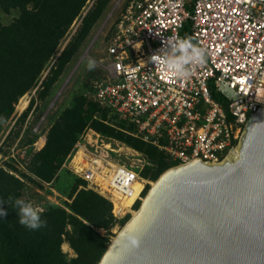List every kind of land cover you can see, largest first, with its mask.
<instances>
[{"label": "built area", "instance_id": "built-area-1", "mask_svg": "<svg viewBox=\"0 0 264 264\" xmlns=\"http://www.w3.org/2000/svg\"><path fill=\"white\" fill-rule=\"evenodd\" d=\"M182 38L207 53L188 80H178L153 57ZM108 54L114 81L99 85L94 99L177 165L224 162L251 116L264 108V0H129L114 24ZM219 81L237 95L221 93ZM42 139L32 144L34 151L45 146ZM117 152L91 131L68 159L86 189L110 200L119 221L134 213L152 183L141 175L143 154L136 151L127 166L113 161ZM31 202L45 211L44 203Z\"/></svg>", "mask_w": 264, "mask_h": 264}, {"label": "trees", "instance_id": "trees-1", "mask_svg": "<svg viewBox=\"0 0 264 264\" xmlns=\"http://www.w3.org/2000/svg\"><path fill=\"white\" fill-rule=\"evenodd\" d=\"M86 1L0 0V5L6 11L11 8H19L20 11L13 24L5 27L0 24L2 103L16 102L36 84L70 26L80 16ZM110 1L99 0L97 6L83 18L73 41L59 58L60 64L48 82L46 93L77 54ZM216 98L219 99L218 96ZM30 110L31 105L23 116L28 115ZM99 111L103 117L96 119L95 114ZM92 120L96 130L107 136L114 135L144 154L148 163L141 173L143 178L156 180L165 170L178 164L154 145L135 137L134 126L83 94L74 99L70 109L64 111L48 130L46 144L41 150L34 151L31 145V173L44 181H52L62 161L71 154ZM37 137H33L32 143ZM82 184V189L70 205L71 213L46 204L42 219L47 226L32 231L18 222L17 210L13 206L14 200L21 197L23 180L5 166H0V201L5 202L0 207L7 212L6 216L0 217V264H99L111 242L113 228L116 224L124 225L129 216L118 221L113 216L110 200L92 189H86V182L82 179L75 184L73 191H77ZM139 206L137 204L135 209ZM68 226L75 230L70 243L78 253V257L71 260H67L61 251Z\"/></svg>", "mask_w": 264, "mask_h": 264}, {"label": "water", "instance_id": "water-1", "mask_svg": "<svg viewBox=\"0 0 264 264\" xmlns=\"http://www.w3.org/2000/svg\"><path fill=\"white\" fill-rule=\"evenodd\" d=\"M99 264H264V108L224 162L165 170Z\"/></svg>", "mask_w": 264, "mask_h": 264}, {"label": "rangeland", "instance_id": "rangeland-1", "mask_svg": "<svg viewBox=\"0 0 264 264\" xmlns=\"http://www.w3.org/2000/svg\"><path fill=\"white\" fill-rule=\"evenodd\" d=\"M127 1L129 0H111L109 2L102 16L92 28L77 54L64 67L61 75L46 93L48 82L54 77L60 64L59 58L62 52L69 46L71 41H73L82 24L83 18L92 11L99 2V0H87L80 16L76 18L70 26L54 56L40 74L36 84L16 102L11 101L10 103H2L0 101V166H5L22 178L24 188L21 197L29 201L42 202L45 205L58 206L71 213L70 205L73 203L78 191L82 189L81 187H83V184L78 187L77 191H73L75 184L81 179L72 171L70 160L66 157L62 161L53 180L47 182L31 173L29 169V150L33 144L32 140L35 135H38L37 141L40 140V138L46 140L45 138L47 137L48 130L64 111L70 109L76 97L84 94L92 101V99L94 100L93 95L95 90L99 85L114 81L112 71L113 60L108 54V48L113 34L114 24ZM19 14V8H11V10L6 11L0 5V24L4 27L13 24L19 17ZM89 59L96 61V68L92 71H88L86 68ZM24 97H27L28 104L26 109L22 111L20 103ZM30 105L31 110L29 114L23 116ZM102 117L103 114L101 111L95 114L96 119H101ZM92 123L93 120L89 122L88 127L81 136L88 132L91 133V131L101 135L105 144L120 151L113 153V161L115 163L129 166L132 161L136 159L135 155L133 156L129 153H127V155L125 151L122 150L125 146L132 148L131 146L115 138L114 135L107 136L96 130V128L92 126ZM141 164L143 165V163ZM148 180L151 183L155 181L151 179ZM136 210L137 209H135V211ZM128 216L129 218H127V221L132 214ZM122 226L123 225L120 224L115 225L112 230L113 236H111V240L120 231ZM100 232L105 234L103 230H100ZM74 233V228L68 226L63 240V243L67 242L72 250H74V248L71 246L70 239L74 236ZM64 255L65 258L69 260L67 254L64 253Z\"/></svg>", "mask_w": 264, "mask_h": 264}, {"label": "clouds", "instance_id": "clouds-1", "mask_svg": "<svg viewBox=\"0 0 264 264\" xmlns=\"http://www.w3.org/2000/svg\"><path fill=\"white\" fill-rule=\"evenodd\" d=\"M153 57L158 59L164 68L178 80H188L192 76L193 66L203 65L206 62L207 53L203 47L192 43L187 38H182L175 40V42H169L159 54ZM86 68L88 71L94 70L96 61L89 59ZM218 90L230 98L237 95L231 85L224 81L218 82ZM3 204L5 202L0 201V205ZM13 206L17 210L18 222L25 228L37 231L47 226V222L42 219L43 209L33 202L21 197L14 200ZM6 215L5 209L0 207V217ZM126 241L125 247L137 244V239L131 236L126 237ZM61 251L67 254L69 260L78 255L67 242L61 245Z\"/></svg>", "mask_w": 264, "mask_h": 264}, {"label": "bare ground", "instance_id": "bare-ground-1", "mask_svg": "<svg viewBox=\"0 0 264 264\" xmlns=\"http://www.w3.org/2000/svg\"><path fill=\"white\" fill-rule=\"evenodd\" d=\"M27 104H28V99H27V97H24V98L22 99L21 103H20V108H21V109H24V108L27 106ZM43 143H44V140L41 141V146L43 145ZM122 150H124L126 153H129V154H136V151H135L134 149L130 148V147H126V146H125V147L122 148ZM152 184L154 185V182H152ZM139 188H140V186H138V189H139ZM131 202H132V201L129 200V201L126 203V205H129ZM133 214H136V211H134Z\"/></svg>", "mask_w": 264, "mask_h": 264}, {"label": "crops", "instance_id": "crops-1", "mask_svg": "<svg viewBox=\"0 0 264 264\" xmlns=\"http://www.w3.org/2000/svg\"><path fill=\"white\" fill-rule=\"evenodd\" d=\"M46 141V140H45ZM44 144V143H43ZM134 155V154H133Z\"/></svg>", "mask_w": 264, "mask_h": 264}]
</instances>
